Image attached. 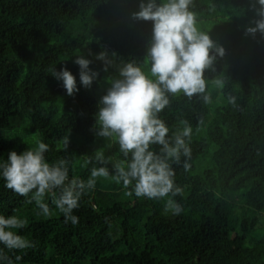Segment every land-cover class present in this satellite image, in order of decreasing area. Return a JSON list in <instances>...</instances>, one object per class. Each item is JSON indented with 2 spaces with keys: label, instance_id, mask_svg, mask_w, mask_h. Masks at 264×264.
<instances>
[{
  "label": "trees",
  "instance_id": "obj_1",
  "mask_svg": "<svg viewBox=\"0 0 264 264\" xmlns=\"http://www.w3.org/2000/svg\"><path fill=\"white\" fill-rule=\"evenodd\" d=\"M140 3L0 0V161L43 140L49 162L66 158L70 178L86 180L93 165H82L85 156L94 161L95 153L72 145L64 151L59 142L67 135L88 146L103 142L106 156L122 158L117 144L97 136L96 113L98 98L124 64L135 63L152 78L147 49L153 22L133 19ZM254 3L193 0L189 6L197 29L225 54L204 72L211 103L168 94L169 105L159 114L169 135L181 120L192 127L191 155L181 158L190 167L173 165L183 189L175 197L183 206L180 215L165 212L163 201L128 196L122 183L98 178L74 210L79 223L65 224L50 195L45 202L53 215L45 218L0 177V215L26 218L28 225L18 234L35 244L23 251L0 244V252L14 264H264V35H245L258 18ZM101 51L111 61L107 71L95 58ZM78 55L99 73L90 89L80 83ZM53 67H66L75 76L74 96L50 74ZM215 79L223 85L215 86ZM20 125L36 133L33 142L17 134ZM16 255L22 260L15 261Z\"/></svg>",
  "mask_w": 264,
  "mask_h": 264
},
{
  "label": "clouds",
  "instance_id": "obj_2",
  "mask_svg": "<svg viewBox=\"0 0 264 264\" xmlns=\"http://www.w3.org/2000/svg\"><path fill=\"white\" fill-rule=\"evenodd\" d=\"M192 3L193 0L159 3L141 0L139 11L132 14L133 19L153 22L147 49L152 78L135 63L124 64L119 69V78L110 81L106 94L98 102L95 125L97 136L118 145L121 159L114 161L111 156L96 151L94 161L91 156H85L82 165H93L89 177L86 180L75 175L70 178L71 162L66 158L49 162L46 158L49 145L37 140L34 146L26 147L19 154L11 151L7 161H0L4 187L28 198L27 203L34 202L39 210L37 215L45 218L53 215L45 202V197L50 195L65 224L79 223L74 210L79 208L82 196L95 189L98 178L122 183L124 189H130L126 191L128 196L163 201L165 212L180 215L183 206L175 197L183 189L176 182L173 165L182 164L185 171L189 169L187 159L182 163L181 158L191 155L192 127L187 120H181V127L169 135L170 128L159 114L169 105L168 94L183 93L189 99L198 96L205 104L211 103V96L206 94L204 72L217 56L225 54L222 46L197 29L195 14L189 10ZM252 7L258 18L251 22L254 27L245 29V35L254 37L257 32L264 35V0H255ZM76 57L74 63L79 66L80 83L90 89L99 73L90 68L91 60L82 55ZM95 58L103 62V70L107 71L111 65L108 53L101 51ZM49 71L62 81L67 95L74 96L79 91L75 76L66 67L59 71L53 67ZM212 83L221 87L223 80L215 79ZM229 102L235 103V99L230 97ZM61 142L67 151L69 136ZM27 225L28 220L17 214L0 215V244L9 251L34 248V242L18 234ZM21 260V255L15 256V261ZM0 264L14 262L0 252Z\"/></svg>",
  "mask_w": 264,
  "mask_h": 264
},
{
  "label": "rangeland",
  "instance_id": "obj_3",
  "mask_svg": "<svg viewBox=\"0 0 264 264\" xmlns=\"http://www.w3.org/2000/svg\"><path fill=\"white\" fill-rule=\"evenodd\" d=\"M99 100H100V98H98V101ZM16 130H17L16 131L17 134H20L27 141L33 142L36 138V133L33 132L29 126L20 125L17 127ZM201 131L202 130H199V132L197 133L198 137H199ZM9 132H11V134H13L15 131L9 130ZM102 139L103 138H101V141H102ZM61 141L59 142V146L63 147V144ZM71 145L74 147H77V148H82V149L84 148V150L86 151L87 154L89 153V151L91 153H95L96 151H100V152H103L104 155L106 154V149H105L104 143L100 142V141L95 143L94 145L88 146V145H83V142L79 138L74 137L72 135H69V146H71Z\"/></svg>",
  "mask_w": 264,
  "mask_h": 264
}]
</instances>
